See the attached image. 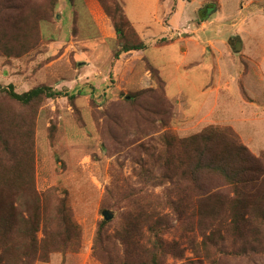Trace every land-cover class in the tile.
<instances>
[{"label":"rangeland","instance_id":"1","mask_svg":"<svg viewBox=\"0 0 264 264\" xmlns=\"http://www.w3.org/2000/svg\"><path fill=\"white\" fill-rule=\"evenodd\" d=\"M19 1L0 0V108L10 107V84L24 92L69 80L74 54L64 49L71 45L83 48L78 56L92 59L86 75L95 72L97 62L119 77L111 79L119 85L121 70H114V58L121 46L112 30L113 21L128 26L124 4L140 16L137 28L145 56L163 82L157 78L152 87L157 92L142 98L148 108L127 101L150 88L143 68L137 78L143 88L123 90L115 99L98 98L107 87L93 77L76 91L92 92L89 102L83 96L76 101L64 89L58 95L47 91L50 97L35 100L29 109L14 103L21 115H34V131L20 127L16 136L11 118L3 117L4 133L15 136L12 147L26 144L32 151L20 158L12 154L0 129V139L7 142L0 143V177L16 183L33 170L41 201L25 189L14 193V185L0 192L1 227L5 235L4 222L13 219L17 241L4 263L120 264L132 250L145 264H264V220L259 215L264 200L260 208L251 207V221L223 229H210L207 215L202 219L198 209L180 212L166 205L168 190L172 199L188 201L192 195L183 192L182 182L176 188L167 178L166 158L177 152L172 136L233 126L251 142L254 154L264 151V0H58L50 21H42L36 33L33 13L45 0H23L22 14L14 9ZM206 18L216 21L203 29L199 20ZM27 30L30 48L23 46ZM178 31L188 35L181 39ZM235 38L238 47L231 44ZM157 104L159 112L152 113ZM104 210L113 218L105 219ZM33 221L39 222L36 229ZM152 226L159 227L158 233ZM31 234L37 237L38 254L31 249ZM1 247L3 243L0 255ZM135 257L129 256L128 264H136Z\"/></svg>","mask_w":264,"mask_h":264},{"label":"trees","instance_id":"2","mask_svg":"<svg viewBox=\"0 0 264 264\" xmlns=\"http://www.w3.org/2000/svg\"><path fill=\"white\" fill-rule=\"evenodd\" d=\"M19 2V5H16L14 9L17 10L18 14H22L25 5L23 4V0ZM58 2V0H45L40 10L34 11L33 18L37 23L34 24V27L31 26L32 31L36 33L42 21H50L53 13L58 8ZM7 6L12 8L11 5ZM123 20L128 25L127 27L125 26V28L113 21L114 25L112 32L118 38L119 45L121 46V49L115 55L116 58L120 56V53H132L135 50H140L145 47L140 35L126 15H124ZM29 22L25 26L30 27L31 24ZM126 29L132 32V35L129 34ZM27 33L29 35L23 46L30 48V32L27 30ZM20 48H22V45ZM151 73L155 78H158V80L160 79V76L156 74L155 70L151 69ZM8 88L9 101H11V104L9 109L3 106L0 108V113L3 114L0 119V129L3 130V136L11 143V146L9 145V150L11 151L12 149V154L13 151H15L20 158L32 150L30 147L26 146V144L25 146L18 145L12 147L14 144L13 138L15 136H10L8 138L9 135L7 136L4 133V129L6 128L4 125H6V123L3 122V117L11 118L13 122L9 127L17 129L16 136L20 134V127L31 126V132L34 131V115L30 112L21 115L14 103L24 109H29L30 107L28 106L32 102L35 100L42 101L44 95L50 97L49 95L52 92H47L51 90L50 87L43 85L33 86L24 92H18L12 84H10ZM163 88L162 94L165 96V87ZM156 92L157 88L150 87L148 89H141L127 96V101L130 103L133 102L132 104L137 103L141 107H146L142 98H148L151 96L150 93ZM55 94L58 95L61 93L55 92ZM74 96L75 95H71L72 98H74ZM156 99L157 103L160 102L159 96H156ZM169 102L170 100L168 98L167 104H169ZM157 108L158 104L156 107L152 108L154 109L152 113H158L159 111ZM95 119L97 120L96 115ZM162 124L165 125V122ZM171 141L172 143L174 142L173 144L177 152L166 158L167 167L170 168V171H167V178L170 179L171 185L176 188H178L182 182L183 192H191L192 195L188 201L180 197L177 198L176 196L172 199V191L168 190L166 205L173 209L177 208L176 210L180 212H183L182 210H189L190 208L192 210L198 209L199 217L204 219L207 215L208 221L211 224L210 229L214 227L223 229L229 226L235 228L238 227L241 222L251 221V207L260 208L259 203L264 200V151L259 156L254 154L250 148L242 142L238 133L230 126L225 128L208 126L201 132L191 136L179 138L172 136ZM3 142L7 143L5 140L0 139V143ZM31 145L33 146V144ZM146 170L148 172L149 168H146ZM29 174L27 180H25L24 176L20 175L21 178L18 177L20 181H16V183L9 181V178L5 179L0 177V192L14 185V193L21 194V190L25 189L30 191L33 198L40 202L41 198L36 190L33 170L32 173L29 172ZM172 190H174V188H172ZM18 191L20 192L18 193ZM14 205L13 208L15 209L19 206L14 207ZM204 207H206V209H203ZM246 215L249 216L246 217ZM259 215H261L264 220V212H260ZM8 217H12V215ZM11 222H14L13 219L4 222V235L0 219V244L3 243V247H1L3 249L2 255H0V264H5L4 257L10 249L9 246L13 248L17 242L16 239H14L16 232ZM38 224V221H33L35 229L38 227ZM152 228L153 232L158 233L159 227L155 228L152 226ZM60 237L61 235L57 236V238ZM30 240L31 249L38 254L39 244L36 235L31 234ZM135 252L136 251L128 250L124 258L125 260L123 259V262L120 264H128L129 256H136L135 258L138 261L136 264H145V262L138 259V254ZM157 260L158 255H153V262L157 263ZM107 262L110 263L109 259H107ZM111 264H114V262H111Z\"/></svg>","mask_w":264,"mask_h":264},{"label":"crops","instance_id":"3","mask_svg":"<svg viewBox=\"0 0 264 264\" xmlns=\"http://www.w3.org/2000/svg\"><path fill=\"white\" fill-rule=\"evenodd\" d=\"M128 5H130V4H128ZM128 5L124 4L125 15L128 18V20L131 22V24L133 25L135 30L141 34V32L137 28L139 20H140V16L138 14H135V13L130 14V10H129ZM135 17H137V18H135ZM215 19L216 18L200 19L199 24L202 26L203 29H206L210 24H212L214 21H216ZM178 35L181 37V39H183V36H186L188 34L185 31L184 32L178 31ZM71 38H72V36H71ZM230 41H231V44L234 46L236 43H234L233 41L236 42V41H238V39L235 38L233 40L231 39ZM66 42L68 43L69 40H66ZM80 42H82V41H80ZM144 44H145V42H144ZM208 44H209L208 46L212 49L213 41L209 39ZM206 49L207 48L205 46L202 47L203 56H205L207 54ZM144 51H145V47L143 49H140V50H135L132 53H124L123 52L122 53L123 55L120 53V56L118 58H114V70H121V73H120L121 78L119 81L120 84L118 83L119 85H117V84L114 85V82H112L111 79L112 78L116 79L119 77H117L116 74H113V76H111L110 75L111 74L110 68H109V70L103 69V68H101L100 64H98L97 62H96V64H97L96 66H99L100 68L95 66L96 67L95 72L90 73V75H86V70H90L91 68H89V67L93 64L92 59L88 56L87 57L86 56H82V57L78 56L79 53L84 52L83 48H81V50H79V49H76L74 45H71V47L65 48L64 52H66L69 55L74 54L73 55L74 65H72L70 67L71 72H73V73L71 75L66 76V77H68L67 79H69V80L62 82L63 79H60L58 81V83L55 84V86L54 85H52L53 87L50 86L52 88L51 90H54L56 92L57 91L60 92L61 90L66 89V91L70 92L71 95H76V97H77L76 101L81 100L82 99L81 96H83L84 100L86 102H89L92 99V92L91 93H89V92L85 93L83 91L82 92L81 91L76 92V91L81 86V83H83L84 86H86V85L90 84V81L94 77L98 81L102 82L101 87H103V86L107 87L106 91L104 90L103 92H98L99 93V95L97 94L98 98L104 97L106 99L108 97V98L115 99V98H118V93L122 92L123 90H128V89L134 88V87H137V89L143 88L144 85L137 86L139 84L137 82V78L140 75H142L141 74V68L145 69L143 73H144V77L147 79V85L149 87H155L157 84V78L152 77L153 75L151 73V69L155 70L156 74H158V69L156 67H154V65L151 62H149L147 60V57L145 56ZM108 56L109 55H107V57ZM132 56H134V57H132ZM186 56H188V54H186ZM125 57H126V60H125ZM87 59L91 60V62H89ZM135 61L136 62L137 61H141V62L143 61V64L141 62L136 64ZM132 66H134V68ZM146 67H147V69H146ZM62 78H64V77H62ZM263 78L264 77L262 76L261 80H263ZM64 79H66V78H64ZM19 84H21V83H19ZM240 88L243 92H245L244 82H242L241 80H240ZM107 90H108V92H107ZM219 92H220V90L217 92L218 94H216L214 102H218ZM244 96L246 98L245 101L248 102V100H250L249 96L246 93L244 94ZM209 114L207 115L208 117H209ZM213 121L215 122V120H213ZM237 133L241 136L243 142L251 149V146H250L251 142L249 140H246L245 136H243L239 131H237Z\"/></svg>","mask_w":264,"mask_h":264},{"label":"water","instance_id":"4","mask_svg":"<svg viewBox=\"0 0 264 264\" xmlns=\"http://www.w3.org/2000/svg\"><path fill=\"white\" fill-rule=\"evenodd\" d=\"M235 45H236L237 47L240 46V45H241L240 41H236V44H235ZM103 215H104L105 219L110 220V219L113 218L114 213H112V212H110V211H108V210H104V211H103Z\"/></svg>","mask_w":264,"mask_h":264}]
</instances>
